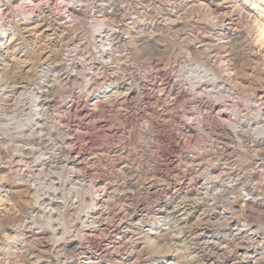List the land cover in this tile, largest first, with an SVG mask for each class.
Returning <instances> with one entry per match:
<instances>
[{
    "label": "clouds",
    "instance_id": "1",
    "mask_svg": "<svg viewBox=\"0 0 264 264\" xmlns=\"http://www.w3.org/2000/svg\"><path fill=\"white\" fill-rule=\"evenodd\" d=\"M264 0H0V264H264Z\"/></svg>",
    "mask_w": 264,
    "mask_h": 264
},
{
    "label": "bare ground",
    "instance_id": "2",
    "mask_svg": "<svg viewBox=\"0 0 264 264\" xmlns=\"http://www.w3.org/2000/svg\"><path fill=\"white\" fill-rule=\"evenodd\" d=\"M262 36H264V34H262Z\"/></svg>",
    "mask_w": 264,
    "mask_h": 264
}]
</instances>
